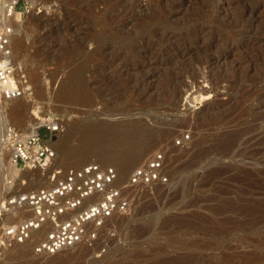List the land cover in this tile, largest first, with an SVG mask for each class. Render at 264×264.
<instances>
[{"label":"rangeland","instance_id":"rangeland-1","mask_svg":"<svg viewBox=\"0 0 264 264\" xmlns=\"http://www.w3.org/2000/svg\"><path fill=\"white\" fill-rule=\"evenodd\" d=\"M26 1L32 9L19 18L14 61L37 111L61 117L56 138L75 147L81 138L67 136L69 124L98 123L108 126L106 144L146 149L124 173L116 161L93 154L75 162L55 148L50 170L20 174L6 156L0 203L51 186L53 168L92 161L113 165L125 185L158 147L167 148L168 181L125 189V213L55 253L34 246L79 209L44 219L2 251L0 264H264V0ZM43 45L50 57H29ZM59 88L85 100H65ZM9 105L4 117L21 133ZM182 133L189 139L174 147ZM28 216L0 213V229Z\"/></svg>","mask_w":264,"mask_h":264},{"label":"built area","instance_id":"built-area-1","mask_svg":"<svg viewBox=\"0 0 264 264\" xmlns=\"http://www.w3.org/2000/svg\"><path fill=\"white\" fill-rule=\"evenodd\" d=\"M31 9L32 4L26 0L20 3L18 0H0V172L4 170L6 156L19 171L50 170L54 156L51 137L62 125L58 114L38 112L40 116L33 115L34 122L22 134L4 117L6 101L31 92L25 72L16 66L11 45L18 31L19 18ZM188 139L189 134L182 133L172 145L179 147ZM167 167V148L158 147L132 168L122 186L116 183L117 172L113 165L92 161L76 168H53L55 179L51 186L18 192L0 203V213L7 214L14 209L29 211L28 217L1 227L0 258L6 247L23 242L41 221L73 209H79V212L47 231L35 244V251L55 253L68 247L86 233L85 227L95 229L89 234L94 237L95 231L111 216L126 212L129 198L125 189L166 183ZM11 182L9 179L8 183Z\"/></svg>","mask_w":264,"mask_h":264},{"label":"bare ground","instance_id":"bare-ground-1","mask_svg":"<svg viewBox=\"0 0 264 264\" xmlns=\"http://www.w3.org/2000/svg\"><path fill=\"white\" fill-rule=\"evenodd\" d=\"M11 45H12V49H13L14 45H15V41L13 39H12ZM17 46L19 48L20 43ZM45 50L47 51V49H45ZM46 51H44V45L42 47L38 46L35 49L31 50L29 57L33 58V60H36V59L39 60V57H40L39 61H43L44 59H46L50 55V53H47ZM61 86H59V87H61ZM58 94H60V97H62L65 100H68V101H75V100L83 101V100H85V99H83L84 97L81 98L78 95H76L73 92V90L67 91V90H63V88H59ZM30 96H28L26 94L20 96V97L25 99L24 101H20L19 97L14 98V99H10V105L8 107V110H7L8 119H10V121H12L17 126L20 127V129L22 130V132H21L22 134H24L28 130L29 126L34 122L35 117L33 115L40 116L38 114V111H37V106L32 102L33 96H31V97ZM6 102L4 104V112H5V108H6ZM5 115H6V112H5ZM73 124L72 123L69 124L67 136H70V134L72 135V133L79 134L78 136H80L81 141L77 146L66 147V145H64V142H62L56 138L55 133L52 135V138H51L54 150H55V148H58V150L62 151V153L67 158H71L72 161L78 162L82 158H86L87 156L96 154L102 160L118 162V168L120 169V171L122 173H124L128 169H130V167H132V165H134V163L139 159V157L144 153V151L146 149L145 147H143L141 145H133V144L127 145L122 139H119L116 142H112L110 144H106V142H104V140H105L104 131L106 130V127H108V126L104 127L103 125H100L97 123L96 125L91 124V125H87V126L85 125L82 127H75V125H73ZM76 125H77V123H76ZM231 137H232V135H229L226 138V141H225L226 145H230L233 143L234 138H231ZM62 139L63 138H61V140ZM65 140H66V138H65ZM5 162H7V166L5 164H4V166L8 167V170L11 172H20V174H21L22 172L26 173V172H29L30 170H33V169H30V170L26 169L24 171H19V170H16L11 165V163L8 159ZM80 166L81 165H79L78 167H80ZM116 172H117V170H116ZM61 217H63V216H61ZM51 224L52 223H50V225ZM89 224L90 223H88L87 225H89ZM85 230H88V228L85 227ZM32 231H34V230L32 229ZM83 238L84 237H82L81 240ZM160 264H168V261L165 260V262H161Z\"/></svg>","mask_w":264,"mask_h":264}]
</instances>
